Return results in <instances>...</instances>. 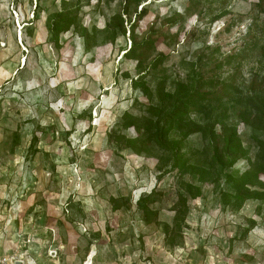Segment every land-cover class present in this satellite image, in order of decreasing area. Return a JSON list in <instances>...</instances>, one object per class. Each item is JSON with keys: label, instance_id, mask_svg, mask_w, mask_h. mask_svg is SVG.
I'll use <instances>...</instances> for the list:
<instances>
[{"label": "rangeland", "instance_id": "rangeland-1", "mask_svg": "<svg viewBox=\"0 0 264 264\" xmlns=\"http://www.w3.org/2000/svg\"><path fill=\"white\" fill-rule=\"evenodd\" d=\"M195 92L159 149L145 125ZM257 98L260 0H0V256L264 264Z\"/></svg>", "mask_w": 264, "mask_h": 264}, {"label": "trees", "instance_id": "trees-1", "mask_svg": "<svg viewBox=\"0 0 264 264\" xmlns=\"http://www.w3.org/2000/svg\"><path fill=\"white\" fill-rule=\"evenodd\" d=\"M261 4L264 3V0H260ZM65 12H61L57 18V27L56 30L54 31V42L56 44L59 43L60 41V35L62 32H67L69 31L72 26L74 25V21L73 20H69L68 22H65L62 25H59V21L60 19L64 16ZM141 14H143V12H141ZM124 56H128L130 57V59H135L138 60V55L136 53V47L134 48V46L131 47L130 50L126 51L124 53ZM140 62V61H139ZM231 61L228 60L227 63H230ZM143 73V72H142ZM138 80V79H137ZM133 84H134V79L132 80ZM143 94L148 95L150 93V89L147 86H142L141 87ZM210 96L209 93H197L195 92V94H191L189 95V97H187L186 101H183L179 106L175 105L173 107V109L170 111H168V113H164V111L160 112V113H155L154 117H151V119L149 120V122L147 123V126L145 125V129H143L142 133L146 135V137H148L155 145H157V147H159V149L167 152V151H173L174 153H179L177 152V145H174V139H170V132L173 128V126L175 125V123H177L184 114H188L191 109H192V102H197V99H206ZM258 102H259V106H258V110H260L262 113H264V101L260 98H257ZM154 110H160V109H155ZM126 115H124L125 117ZM126 119V117H125ZM124 119V120H125ZM132 125H134V123H130ZM213 132H214V127L212 128ZM215 134V133H214ZM238 135V132L236 129H234L233 134L231 135L232 138H230V140L228 141L227 147L225 149V152H230V148L232 149L233 147H236L238 150H240L241 152H244V149L241 145H234V141L232 140L233 138H235ZM188 136L185 135V137ZM179 140H183V139H179ZM132 140L129 139V142H131ZM264 145V143H263ZM264 148V147H263ZM220 156H223V153L220 154ZM227 159L229 160V163L227 164V166L232 167L234 166L236 163L235 159H231L229 157H227ZM221 161V160H220ZM222 162V161H221ZM198 170L201 171V169L199 168Z\"/></svg>", "mask_w": 264, "mask_h": 264}, {"label": "built area", "instance_id": "built-area-1", "mask_svg": "<svg viewBox=\"0 0 264 264\" xmlns=\"http://www.w3.org/2000/svg\"><path fill=\"white\" fill-rule=\"evenodd\" d=\"M18 262L25 264L26 261L24 257L19 256L18 254L0 256V264H17Z\"/></svg>", "mask_w": 264, "mask_h": 264}, {"label": "water", "instance_id": "water-1", "mask_svg": "<svg viewBox=\"0 0 264 264\" xmlns=\"http://www.w3.org/2000/svg\"><path fill=\"white\" fill-rule=\"evenodd\" d=\"M17 264H22V262H18Z\"/></svg>", "mask_w": 264, "mask_h": 264}]
</instances>
